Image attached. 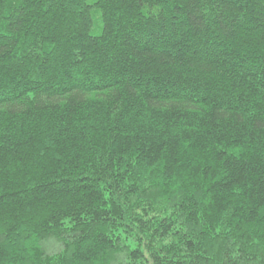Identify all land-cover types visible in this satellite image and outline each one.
I'll return each mask as SVG.
<instances>
[{
    "label": "trees",
    "instance_id": "obj_1",
    "mask_svg": "<svg viewBox=\"0 0 264 264\" xmlns=\"http://www.w3.org/2000/svg\"><path fill=\"white\" fill-rule=\"evenodd\" d=\"M0 264H264V0H0Z\"/></svg>",
    "mask_w": 264,
    "mask_h": 264
},
{
    "label": "rangeland",
    "instance_id": "obj_2",
    "mask_svg": "<svg viewBox=\"0 0 264 264\" xmlns=\"http://www.w3.org/2000/svg\"><path fill=\"white\" fill-rule=\"evenodd\" d=\"M98 26H99V23H98V21L96 20V26H95V29H93V31H92V34H93V35H97V34H99Z\"/></svg>",
    "mask_w": 264,
    "mask_h": 264
}]
</instances>
